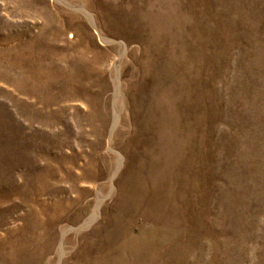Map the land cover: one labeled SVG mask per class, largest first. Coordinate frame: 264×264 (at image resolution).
<instances>
[{
    "label": "rangeland",
    "instance_id": "1",
    "mask_svg": "<svg viewBox=\"0 0 264 264\" xmlns=\"http://www.w3.org/2000/svg\"><path fill=\"white\" fill-rule=\"evenodd\" d=\"M0 264H264V0H0Z\"/></svg>",
    "mask_w": 264,
    "mask_h": 264
}]
</instances>
